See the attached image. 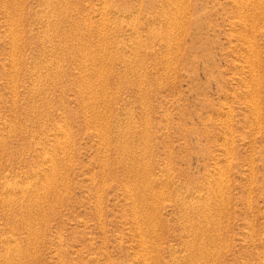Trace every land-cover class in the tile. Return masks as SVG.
Masks as SVG:
<instances>
[{"label":"rangeland","instance_id":"374dc122","mask_svg":"<svg viewBox=\"0 0 264 264\" xmlns=\"http://www.w3.org/2000/svg\"><path fill=\"white\" fill-rule=\"evenodd\" d=\"M0 264H264V0H0Z\"/></svg>","mask_w":264,"mask_h":264},{"label":"bare ground","instance_id":"6f19581e","mask_svg":"<svg viewBox=\"0 0 264 264\" xmlns=\"http://www.w3.org/2000/svg\"><path fill=\"white\" fill-rule=\"evenodd\" d=\"M138 182H139V180H138ZM142 182H144V181H142ZM147 183V182H146ZM141 197V196H140ZM141 199V198H140ZM14 200V199H13ZM145 201V200H144ZM143 202V201H142ZM142 204V203H141ZM146 205V204H145ZM149 206V205H148ZM30 208V207H29ZM147 211V210H146ZM28 214V213H27Z\"/></svg>","mask_w":264,"mask_h":264}]
</instances>
